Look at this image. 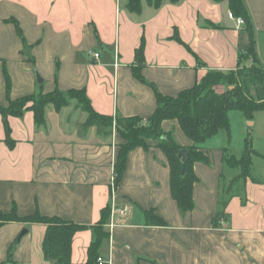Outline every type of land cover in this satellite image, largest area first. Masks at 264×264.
<instances>
[{
	"label": "crops",
	"instance_id": "obj_1",
	"mask_svg": "<svg viewBox=\"0 0 264 264\" xmlns=\"http://www.w3.org/2000/svg\"><path fill=\"white\" fill-rule=\"evenodd\" d=\"M245 2L264 65V0ZM230 14L227 1L214 0H165L159 9L143 1L141 14L126 9V0H0V105L41 88L45 93L85 88L101 115L148 118L158 106L154 88L177 96L209 71L238 68L242 27ZM11 20L22 29L26 48ZM142 41L144 83L133 70ZM87 116L76 102L60 111L50 104L43 127L32 111L10 116L11 147L0 115V213L26 217L38 212L86 226L74 237L72 264H86L92 227L113 202L119 137L115 129H84ZM164 129H174L181 146L193 145L177 122H165ZM226 143L231 144L228 138ZM253 145L263 155L257 157L264 158V150L254 140ZM223 149L212 155L202 149L211 165L195 163L196 207L185 215L172 198L167 159L156 143L132 151L114 199L118 208L128 205L130 213L114 229L109 222L105 226L109 237L100 254L107 264H264V184L253 171L244 183L245 206L239 196L233 198L227 220L217 228L212 223L220 209L222 177L230 180L223 173ZM149 209L166 226L148 225ZM46 230L25 222L0 225V264H54L44 256Z\"/></svg>",
	"mask_w": 264,
	"mask_h": 264
},
{
	"label": "trees",
	"instance_id": "obj_2",
	"mask_svg": "<svg viewBox=\"0 0 264 264\" xmlns=\"http://www.w3.org/2000/svg\"><path fill=\"white\" fill-rule=\"evenodd\" d=\"M143 1L149 6L159 9L165 0H126V9L131 13L141 14ZM217 3L227 1L229 10L234 18L242 19L244 25L241 28V41L239 50L238 68L234 71H209L208 74L194 87L185 89L177 96H165L155 89L157 109L148 118L140 116H116L110 117L96 112L87 95L86 89H71L63 92L56 88L52 92L45 93L43 88L38 92L26 95L18 99H9L7 105H0V115L3 116L6 130V143L11 147L15 142L11 138V128L8 122L10 116L22 117L26 111L34 113L35 123L38 127L46 125V109L52 104L57 111L69 106L72 101L77 102V107L87 113L84 129L97 127L99 131L115 129L119 142L117 144V156L115 162L116 181L119 185L126 173L129 155L132 151L142 148L149 150L152 143L160 149L167 159L170 170V185L172 198L176 201L181 214L192 212L195 207L194 187L199 181L195 174L194 165L202 162L211 165V158L202 150V145L220 133L226 134L228 142H231V111L242 112L246 119L253 121L258 112H264V65L258 51L255 28L252 17L245 0H214ZM177 4L180 0H169ZM23 39L24 47H27L22 29L16 20H11ZM135 60L137 66L133 69L134 75L141 82H146L141 74L145 65V42L142 41L136 50ZM7 91L9 93L10 80L7 72ZM224 86L225 90L218 91V87ZM175 121L184 135L193 142L191 147L181 146L175 136L174 129L166 131L164 123ZM181 150H188V171L182 174L183 162L179 157ZM223 164L232 169H238L239 174L224 189L225 195L220 194V209L213 218L214 227H219L227 220L226 208L234 196L230 195L233 185L240 181H247L252 177L253 157L263 156L254 149L253 138L249 135L245 139L244 149L240 157H236L230 148L223 150ZM223 190V187L221 186ZM223 193V192H222ZM155 209L145 211L148 225L166 226V222ZM111 216V207L103 209L98 224L92 227L93 240L88 248L86 264H100L102 258L100 249L103 241L109 237L105 229ZM0 225L9 222H25L43 224L47 226L43 241L44 256L54 264H72V246L75 235L87 229L86 226L73 222H66L58 217H48L40 213L31 216L19 217L15 213L6 215L0 213Z\"/></svg>",
	"mask_w": 264,
	"mask_h": 264
},
{
	"label": "rangeland",
	"instance_id": "obj_3",
	"mask_svg": "<svg viewBox=\"0 0 264 264\" xmlns=\"http://www.w3.org/2000/svg\"><path fill=\"white\" fill-rule=\"evenodd\" d=\"M76 101H72V103ZM77 104V102H76ZM255 123L246 119L245 115L240 111H231L230 120H231V144L227 145V135L219 134V136L213 137L212 139L206 141L201 147L202 149L209 150L212 154L219 153V150L225 146L231 149V152L240 157L244 149L245 138L250 133L253 140L255 141V147L264 150V112L258 113L255 117ZM78 118H74V121H78ZM262 136V137H261ZM223 173L229 178L223 179L221 185L223 187L222 195H225L224 189L232 183L231 181L239 174L238 169H232L227 166H224ZM223 175V174H222ZM253 175L256 179L260 180L264 184V158L254 156V166H253ZM245 181H240L238 184L233 185V189L230 192V195L226 192L228 198L230 196L240 197L242 205L246 204V193L244 188ZM232 198V199H233ZM231 199V200H232ZM220 206V205H219ZM253 210V209H250ZM248 213V212H247Z\"/></svg>",
	"mask_w": 264,
	"mask_h": 264
},
{
	"label": "built area",
	"instance_id": "obj_4",
	"mask_svg": "<svg viewBox=\"0 0 264 264\" xmlns=\"http://www.w3.org/2000/svg\"><path fill=\"white\" fill-rule=\"evenodd\" d=\"M230 17L233 18V15L230 14ZM237 20V25L238 27H242L244 25V21L242 19H236ZM90 54L95 58V59H99V54L98 53H94V52H90ZM113 187H112V197H113V202H112V206H111V216H110V220L108 223V227L110 230L114 229L117 225L123 223L126 221L129 213H130V207L128 205H125L122 208H118L117 205L114 203V199H115V193H116V186H117V181H116V174L114 173V178H113ZM100 264H107V262L103 259L100 258L99 259Z\"/></svg>",
	"mask_w": 264,
	"mask_h": 264
},
{
	"label": "water",
	"instance_id": "obj_5",
	"mask_svg": "<svg viewBox=\"0 0 264 264\" xmlns=\"http://www.w3.org/2000/svg\"><path fill=\"white\" fill-rule=\"evenodd\" d=\"M36 78H37V82L39 84L44 83V80L38 71H36ZM179 157L183 162L182 174L185 175L188 171V163H189V159H190L188 150H181L179 153ZM24 232H26V231H24Z\"/></svg>",
	"mask_w": 264,
	"mask_h": 264
}]
</instances>
